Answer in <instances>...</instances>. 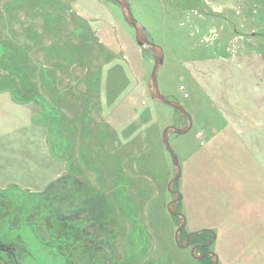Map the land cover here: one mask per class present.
<instances>
[{"label": "rangeland", "instance_id": "rangeland-1", "mask_svg": "<svg viewBox=\"0 0 264 264\" xmlns=\"http://www.w3.org/2000/svg\"><path fill=\"white\" fill-rule=\"evenodd\" d=\"M128 1L163 49L161 93L193 119L170 138L181 237L264 264V0ZM154 65L111 0H0V243L24 244L20 264H212L175 241L161 137L188 122L152 99Z\"/></svg>", "mask_w": 264, "mask_h": 264}, {"label": "water", "instance_id": "water-1", "mask_svg": "<svg viewBox=\"0 0 264 264\" xmlns=\"http://www.w3.org/2000/svg\"><path fill=\"white\" fill-rule=\"evenodd\" d=\"M111 1L115 2L120 7L124 20L130 27H132L135 30L136 41L139 47L143 51L152 52L155 65L153 67L152 73L148 81V88H149V92H150L152 99L157 103L173 108L176 112L180 113L181 116L185 117L188 122L185 127H182V126L181 127H176V126L166 127L163 130L162 137H161L162 143L166 151L169 153L172 159V163L176 168L175 177L169 182V185H168V190L174 197V199L171 201V203L168 206V212L170 213L172 217L178 218L180 221L179 227L175 234V241L179 247L186 249L190 246L192 238L201 236L203 233L207 232V230L189 234L188 241H183L181 238V234L184 232L187 226V218L183 213L178 212L176 209L177 205L182 203L183 195L178 190H175L174 186L181 179L182 168L180 165L179 157L175 149L170 143V138L174 134L176 135L187 134L193 127V119L191 115L189 114V112L185 109L182 103L178 101L170 100L167 96L163 95L160 91V87L158 84V76L163 66V63H164L163 49L159 45L155 44L153 41L149 39L148 35L146 34L145 28L141 25V23H139V21L133 15L132 10H131V4L129 3L128 0H111ZM214 240L215 238L213 240L208 241V243L205 246L210 247L213 244ZM199 249L200 247H197V246L192 249L191 255L193 258L197 260H203L211 256L213 258V264H219V256L217 254H215L214 252H209L204 255H201V254H198Z\"/></svg>", "mask_w": 264, "mask_h": 264}, {"label": "flooded vegetation", "instance_id": "flooded-vegetation-1", "mask_svg": "<svg viewBox=\"0 0 264 264\" xmlns=\"http://www.w3.org/2000/svg\"><path fill=\"white\" fill-rule=\"evenodd\" d=\"M68 221H69L68 225L70 227L71 226V220H68ZM206 235H207L206 233H203L201 236L192 238L190 246L188 248H186V249H191V251H192V249L194 247H196V246L200 247L198 252L201 255H204L206 253L212 252L210 248L212 247L213 244L210 247H206L205 245L208 243V241L213 240V238H212V236H210L212 239L209 238V237H206ZM181 238H182L183 241H185L183 236ZM188 238H189V235H187V241H188ZM198 238H201L203 240L200 241V242H196L195 240L198 239ZM26 254H27V252H26L25 246L21 242L13 241V242H10V243H8V242L0 243V264H8V256L9 255L11 256L14 264H20V257H23ZM67 259H68L69 264L74 263V262H72L73 260H72V256H71L70 252L68 253ZM202 261H205V259L202 260ZM212 264H213V262H212Z\"/></svg>", "mask_w": 264, "mask_h": 264}, {"label": "trees", "instance_id": "trees-1", "mask_svg": "<svg viewBox=\"0 0 264 264\" xmlns=\"http://www.w3.org/2000/svg\"><path fill=\"white\" fill-rule=\"evenodd\" d=\"M54 187H55V184H54V185H51L50 188H49L46 192H43V193L38 194V195H36V194H35V195H32V194H31V195L29 196V193H22V194H21V195H22V198H21V199L24 200V199H26V198H32V197L36 199L37 197H38V198H39V197H42V198H44V200H43L44 202H49V199H48V198L50 197V194L56 198L55 193L52 192V191L55 189ZM6 191H7V190H6ZM4 193H5V192H3V193H1V194L3 195ZM52 193H53V194H52ZM5 194H6V193H5ZM21 195H20V196H21ZM23 195H26V196H28V197L23 198ZM4 196H5V197H4ZM63 196H64V195H63ZM63 196H62V197H63ZM2 199H3V200H8V201H9V199L6 198V195H3V196H2ZM3 200H2V201H3ZM10 201H11V202H10ZM10 201H9V202L12 203V204H14V205L17 204V203H16L17 201L12 202L13 200H11V199H10ZM6 202H7V201H6ZM23 202H24V201H23ZM31 210L33 211V206H32V208H31ZM35 210H36V209H35ZM32 211H31V212H32ZM31 212H30V211H29V212H26V214H25L23 217H26L27 215L29 216V214H30ZM48 212H49V211H48ZM48 212H45V211L42 210L41 213H40L41 217H42V215H44V214L48 215V217H53V214H54V213H51V212L48 213ZM12 213H14V211H12ZM14 214H15V213H14ZM41 217H40V218H41ZM36 220H39V218H37ZM50 243H52L50 246L53 247V246H54V241H53V242H50ZM50 243H49V244H50Z\"/></svg>", "mask_w": 264, "mask_h": 264}, {"label": "crops", "instance_id": "crops-1", "mask_svg": "<svg viewBox=\"0 0 264 264\" xmlns=\"http://www.w3.org/2000/svg\"><path fill=\"white\" fill-rule=\"evenodd\" d=\"M211 4L214 6L213 8L214 12H220V10L225 11L228 9L226 6L227 5L226 2H218V1L213 0Z\"/></svg>", "mask_w": 264, "mask_h": 264}]
</instances>
